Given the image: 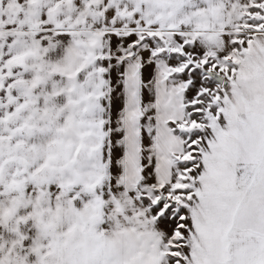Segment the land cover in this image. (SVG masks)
<instances>
[{
	"label": "snow or ice",
	"instance_id": "snow-or-ice-1",
	"mask_svg": "<svg viewBox=\"0 0 264 264\" xmlns=\"http://www.w3.org/2000/svg\"><path fill=\"white\" fill-rule=\"evenodd\" d=\"M0 264H264V0H0Z\"/></svg>",
	"mask_w": 264,
	"mask_h": 264
}]
</instances>
